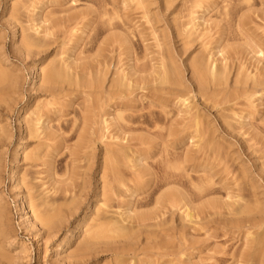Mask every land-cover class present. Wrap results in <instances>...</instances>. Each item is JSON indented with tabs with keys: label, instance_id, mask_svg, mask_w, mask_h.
Masks as SVG:
<instances>
[{
	"label": "rangeland",
	"instance_id": "obj_1",
	"mask_svg": "<svg viewBox=\"0 0 264 264\" xmlns=\"http://www.w3.org/2000/svg\"><path fill=\"white\" fill-rule=\"evenodd\" d=\"M7 1L8 6L20 2L21 5L28 7L14 15L13 11L17 6L5 9ZM246 1L240 0L231 6L237 11ZM140 2L0 0V67L7 69L9 75L12 74V78L15 79L13 93L9 96L4 94L9 85L7 81L4 82L3 92L0 93V264H123L126 260L124 264H257L254 261L258 260V264H264V250L254 254L256 257L253 261L251 259L249 261L250 256H247L258 246L256 237L258 238L260 233L264 234V208L247 206L245 212L242 211L245 204H242V209L239 208L244 201L237 199L245 192L244 195L249 194L251 190L249 187L255 185L253 192L264 201V130L262 131L264 122L263 119H259L260 116L258 120L254 119V126H259L257 129L250 126L249 121L243 125L242 120L234 113L231 114L234 119L231 115L228 119L220 116L229 115L232 106H235L233 110L238 108L244 111L253 110L246 97L241 96L240 90H238L240 94L236 96L239 103L234 101L229 104L227 97L231 93L230 85L234 83L236 71L240 68L236 69L237 65L241 66V61L245 62L242 63V67H246V72L247 69L251 70L250 73L252 70L259 71L264 76V58L260 62L256 58L252 59L256 55L246 51L248 46L244 42L242 44V41L234 42V49H231L226 35L229 30L231 36L237 32L234 25L229 27L231 22L228 23L226 20L228 18L224 14L226 2L223 0H147L145 4ZM215 2H218V5H213ZM251 3L254 6L250 13L253 17V23L249 25L252 28L250 33L264 38V0H251ZM203 8L205 9L202 12ZM242 12L248 15L250 11L242 10L239 14ZM13 18L15 23H11ZM38 22L41 25L39 29L36 25ZM191 23L196 26L193 27ZM29 26L31 28H28ZM33 27H37L38 32ZM47 27L49 31L46 30L44 33L43 28ZM187 30L189 34H186ZM14 31L16 40L13 36ZM32 33H35L33 35L35 41L41 39L40 43L43 41L41 43L43 45L37 46L40 44L38 41L37 47H31L26 54L23 51L26 38L23 36ZM38 34L41 36L45 34V37L38 38ZM17 40L18 45L15 43ZM215 48L222 52L225 50L226 53L221 54ZM230 51L234 52L232 61L235 73L221 80L212 78L208 71H203V74L202 67L205 64L199 66L198 60L201 59L202 62V58L205 57L207 64H213L217 71H221L223 55L226 56ZM198 55L203 57L200 56L199 59ZM97 60H102L106 64L104 83L102 81L97 83L103 67L96 65ZM168 61L170 64H167ZM63 62L66 63V70L69 68V74L74 73L77 76H71L72 83L64 79V75L56 78L53 84L46 82L43 76L44 71L49 68L48 65L57 64L63 71L64 66L61 67V64L64 65ZM165 64L168 69L169 65L172 66L168 71H173L175 76L169 74L171 78L169 75L163 77L162 74L167 73V71L162 73ZM123 73L127 74L125 80L129 82V86H121ZM161 77H166L164 83L161 82ZM114 79L119 80L118 86H114L115 82L111 84ZM239 88L242 89L240 85ZM110 98L115 108L118 102L121 105L123 102L135 105L123 113L125 119L117 121L118 124L132 127L129 133L121 135L125 136L123 143H126L127 138H132L130 155L132 156V151L135 150L143 155V159L138 161L140 168L136 169L137 172L143 173L145 170L150 172L147 179L153 178L154 175L163 176V169L167 168L170 170L168 172L175 171L176 175H183L181 178L186 183L183 191L191 190L189 193L193 196L191 208L197 207V211L201 213L205 205L211 203L213 206L204 208L200 215L204 229L188 224L185 235L182 236L181 212L176 206L166 208L161 218L151 221L152 226L135 227L130 235L119 234L111 237L110 235L114 234L108 233L109 236L104 238L103 235L100 236L99 228L92 227L91 219L97 208L95 190L97 180L100 178L97 162L100 164L102 160V142L94 140L97 143L93 148L98 156L95 159L96 163L90 168L93 159L88 157L89 155L85 156L83 151L88 149L90 152L89 149L92 148L80 147L82 135H85L82 131L81 118L84 111H87L88 115H95L92 130L100 132L101 103L105 111H108L110 108L106 104ZM228 105H231L230 108ZM24 106L26 107L22 114L25 127L23 129L17 116ZM226 107L230 111L226 110ZM242 110L235 113L241 114L244 112ZM30 113L31 115H28ZM36 117H41L43 122L40 120L37 124ZM127 117L133 119V123ZM29 118H32L30 120L33 122ZM236 118L239 124L235 121ZM225 120L232 121L230 124H234L231 125L235 126L236 130L231 129L229 133L225 128L228 121ZM29 123H32V127H29L31 126ZM169 127L179 134L175 138H184L180 145L165 142V137L161 139L154 136L161 128ZM196 127L200 129L202 135L188 139ZM211 127L219 129L214 139L210 134ZM146 129L150 130L151 134L145 131ZM114 134L117 135L116 127L110 128L105 136L110 138ZM22 137L26 138L27 143L22 162L18 165L16 186L13 187L7 178L8 170L12 167L11 150ZM169 139L172 140L173 137ZM246 139L247 141L251 139L248 141L249 144L254 142L258 149L257 153L249 156L250 159L247 155L250 153H246L247 151L241 147V142ZM227 145L231 147L230 151ZM255 147L252 146L253 150ZM218 149L220 150L217 151ZM165 151L188 154L189 161L183 165L175 161L167 162ZM256 156L259 158L257 164L253 159ZM243 160L247 162L252 172L242 173ZM175 164L179 166L178 170ZM196 165L204 166L196 170H204L202 172L210 175V181L190 183L189 177L204 175L194 173L193 167ZM125 173V178L129 180L134 172L126 168ZM163 186L155 197L175 188L178 191L181 189L174 183ZM67 188L70 189V193L73 191L72 196H75L74 193L82 194L81 197L77 196L81 203L79 208L69 206L66 209L67 205H64L62 206L64 214L51 224L43 226L40 221H36L34 211H38V203L49 200V204L39 205L43 209L42 214H50L48 211L53 212L51 209L57 206L51 203L54 205L52 206L50 200L52 202L54 199L55 201L60 199V202L59 200L55 202L60 205L63 196L66 195L63 191L67 192ZM118 188L121 199L115 196L116 200L110 202L114 205L109 209L111 210L109 216L113 212L117 215H122L121 212L126 214L124 213L126 207L122 204L128 201L126 196L128 192L125 191L126 186L118 185ZM246 188H249L248 192ZM238 190L244 193L241 195ZM228 191L235 198L228 197ZM69 195L68 191L67 198H70ZM119 200L121 203H117ZM155 209L154 205L143 206L135 210V215V212L132 214L136 216ZM115 215L111 217L116 218ZM104 229L106 227L102 230ZM67 233H73V236L66 246V251H57L61 239ZM241 253L244 260H240Z\"/></svg>",
	"mask_w": 264,
	"mask_h": 264
},
{
	"label": "bare ground",
	"instance_id": "obj_2",
	"mask_svg": "<svg viewBox=\"0 0 264 264\" xmlns=\"http://www.w3.org/2000/svg\"><path fill=\"white\" fill-rule=\"evenodd\" d=\"M137 1H138V3L140 2L139 0H137ZM142 1L143 0H141V2ZM146 1H143L144 4H145ZM223 1L226 2L225 9H224L225 10V13H224L225 14V17L226 18L228 17L226 20H227L228 23L231 22L229 24V27L231 25H234L236 27V31L235 32H237L236 34H234V35L231 36L230 35L231 31L229 30L228 33H227V35H226V40L229 43L231 49L232 50L234 49L233 48L234 42L242 41V44L244 42L248 46L246 48V51H248L251 54L254 53L256 55L252 59L256 58L258 62L262 61V59L264 58V38H262L260 35H257V34H251L250 32H252L251 31L252 28L249 27V25L251 23H253V20H252L253 17L250 14L252 12V9H253V6H254L253 3H251V0H247L246 3H245V5L242 4V7L240 5V7H241L240 9H238L239 6H238V8L236 7L238 9L236 11V10L233 9V7L231 5L233 3H235V2H237V1H240V0H223ZM8 3H9V1H7V3L5 4L6 5V8L5 9H10V8H14V7L17 6L16 7L17 9L15 11H13L14 15L15 14H18L21 11V9H23V8L26 9L28 7V6L25 7V5H21L20 2H18V3L15 2L14 4H11L12 6H8L7 5ZM213 5H218V2H215ZM144 8L146 9V6ZM234 8H235V5H234ZM204 9L205 8L202 9V12H203ZM242 10L243 11H250V12H249L248 15L245 14V13H243V12H242V14H239ZM144 14H145V12H144ZM146 15H148L147 12H146ZM14 18H13V20H12L11 23H15L16 22ZM197 18H199V17H197ZM44 20H45V18H44ZM191 24L193 25V23H191ZM36 25H37L38 29H39V27L41 28V25L39 24V22ZM195 26H196V24L193 25V27H195ZM37 27L36 28L33 27V28H35L37 30V32H38ZM28 28H31V27L29 26ZM48 28L49 27H47V29L46 28H43V29H45L44 30V33H46V30L49 31ZM188 30H187L188 33H186V34H189V31L191 30V28H190L189 31ZM39 32L42 33L40 30H39ZM34 34L32 33V35H30V34L28 35L27 34L25 37L23 36V38H26V44H25V47H24V50H23L24 53H26V54L29 53L31 47H33V46H35V47L40 46L41 47L43 45V44L41 45V43L43 41L40 43V40L41 39L38 40L39 42L38 41H35L36 39L34 38L35 36H33ZM48 34H46V35H48ZM44 35L45 34H42L43 37H45ZM13 36H14V40H16V31H14ZM40 36L41 35H39L38 38H40ZM37 42L40 43V44L37 45L38 44ZM15 43H16V45H18L19 40L15 41ZM19 49H20V46H19ZM211 50H213V49H211ZM220 50H221V47H220ZM217 51H219V49ZM217 51H216V53H217ZM219 52L221 54H225L226 53L225 50H223L224 53L222 51H219ZM212 55H213V53H212ZM214 55H216L215 52H214ZM198 56H199V59H200V56L201 55H198ZM202 57L203 56H201V58ZM224 57H225V60H224ZM204 59H206V58L203 57L202 58V60H203L202 62H201V59H200V61L198 60L197 61L198 62V65L199 66H203V64H205L202 67V69L204 68V70H202V72L203 71L204 72H207L208 71V75L210 73V76L212 78L216 79V80H221L222 78L224 79V77H229V75L230 74L232 75V73L234 72V64H233V61H232L234 59V52H232V51L227 52L226 56L223 55V58H222L223 61L222 62L224 63V61H226V63H224L225 65H223V63H222V65H221V71H217L216 70L217 67L214 68L215 66L213 67V64L212 65L209 64V63L207 64V61H206L207 59L206 60H204ZM205 61H206V63H204ZM213 62L214 61H212V63ZM242 63L244 64L245 62H242L241 61V66H239V64H238L237 67H236V69H238L239 67L241 68L242 67ZM65 64L66 63H64V65L61 64V67L64 66L63 67V71L58 68L59 66L57 64H54V66H51L49 64L48 65L49 68H47V69H46V67H44V70L46 69L44 71V76H43L44 79H45V81L48 82V83H52L53 84V82H56V78H59V76L61 77V75H64L63 78L64 79L66 78L69 83H72V78L73 77H71V76L72 75L74 77H77V76L74 73L73 74H71V73L69 74L70 70H69V68H68L69 71L66 70ZM167 64H170L169 61L167 62ZM167 64H165L163 66V70L164 71H162V73H165L167 71V73L165 75L162 74L163 77L164 76L168 77L167 75H169V74L175 76L174 75L175 73L173 71H168V70H171L172 66L169 65L170 68L168 69L166 67ZM257 64H259V63H257ZM96 65H99V66L101 65V67L103 65V67L101 68V74H100V77L102 79L101 78H99V80L97 79V83H98V81H99V83H100V81H102L104 83L105 76H106V69H105L106 68V64H105V62L103 63L102 60H97ZM207 65H210V66H207ZM99 66H97V68ZM245 66H247V65H245ZM164 67H165V69H164ZM64 68H65L66 71H64ZM243 68L244 67H242V69H240V70L238 69V71H236L237 73H236V76L234 78V83L232 85H230L231 93L228 94L227 102H230L229 104H231L234 101L238 102L237 99H236V96H238L241 93V96H245L246 97L247 102H249V105L253 108V110L252 111H249V110H247V111L245 110L244 111V110H242V108H240L244 112H242L241 114H236L235 111L238 110V111L241 112V110L239 108L236 109V110H233V108L235 106L234 107L232 106V108H230L231 105L230 106L228 105L229 108L232 109L233 112L232 111L229 112L230 114L229 115L227 114V116L224 115L226 117H224L222 115H220V116L223 117V119H225V118L228 119V118H230L232 116L231 114L234 113V115H237V118H239V119L242 120V122L240 120L239 121L241 123H243V125L247 124L246 121H249L248 124L250 126H252L253 128H257L258 129L259 126L255 127L256 125L254 126L253 120L254 119L258 120V116H260L261 118H259V119L260 120L263 119V122H264V99H263L264 98V76L261 73H259V71L258 72H254L252 70V73H250L251 70L249 71V69H247L248 72H249L248 73V72H246V67L244 69ZM248 68H250V67H248ZM91 69L93 70V68H91ZM85 70H87V69H85ZM218 70H220V67H218ZM86 72H88V71H86ZM204 72H203V74H204ZM257 73H259V75L261 74L263 77L261 78V75H260V78H259V75H257ZM96 74H98V73H96ZM170 75H169V78H171ZM114 76L115 77L116 76L117 77H120L118 75H114ZM12 77H13L12 74L9 75L7 69H2L0 67V93L3 92L2 90L4 88H2V87H3L5 81H7L9 85L7 87V91L4 94H6L7 96H9L11 93L14 92L13 91V86H14L15 79L12 78ZM163 77H161L162 78L161 79V82L164 83V79L166 80V77L165 78H163ZM125 78L127 79V74H124L123 73V77L120 80L121 81V86L128 85L129 82L126 81ZM123 80L126 81V82H124ZM118 81H116L114 79V80H112L111 84H113L115 82L114 86H118V84H117ZM92 82H94V81H92ZM125 83H127V84H125ZM239 85L242 87V89L239 88ZM100 86H102V85L100 84ZM238 90H240L241 92L239 93ZM110 94H112V92H110ZM257 95H260V96H257ZM111 99L112 98H110L109 103L106 104V106H108L110 108L108 111L107 110L105 111V107L101 103L102 110L100 112V120H101V125H102L101 127L102 128H101L100 132H98V131L95 132L96 130H94V129L92 130V127H93V125L95 123V115H88L87 114V111H84L83 112L84 114L82 115V118H81L82 131L85 133V135L84 134L82 135L83 136L82 137V144H81L80 147L86 146V147H91L92 148V150L89 149L90 152L88 151V149L86 150L89 154L86 151H83L84 149L82 150L83 153L85 154V156L89 155L88 157H92V159H93V162L90 164V168H92L94 166V164L96 163L95 159L98 156V155L96 156V153L94 152L95 148H93V146L95 145V143H97L94 140L96 139V140H99L100 142H102V145H101V152H102L101 153V156H102V160H101V163L100 164L97 162V167H99V172L98 173L100 175L99 176L100 178H98L99 180H97L96 190H95V197L97 199L96 202H95V205H97V208L95 210V214H94L93 218L91 219L92 220L91 222L93 223L92 224V227L99 228L100 231L102 232V233L99 232L100 233V236L103 235L104 238H107L106 236L108 235V233H113L114 234V235H110L111 237H114V236L119 235V234H122L124 236L125 235H130L131 232H133V229L135 227H137V228H143V227L144 228H147V227L152 226L151 221L152 220H155V219L157 220L161 216V214H164V211L166 210V208H169V206H172V207L173 206H176L179 209L178 211L181 212L180 214H181V221H182V225H181V235L182 236L185 235V232H186L185 229H186V226H188V224H192V225H195V226H200V228L204 229V225L201 224L200 215H201L202 212H204V208L208 209V208H210V206H212V204L210 203L208 205H205L204 208L202 209V212L201 213L197 211V209H196L197 207L194 208V209H193V207L191 208V204L193 202V196H192V193H189V192H191V190L189 192H184L183 191V189L186 187V183H185V181H183L184 179H182L184 177L183 175H176L175 174L176 173L175 171H172L173 173L172 172H168L170 170H167L168 169L167 167H164V168H167V169H163L164 170V175L163 176L162 175H154V172H152V174L154 175V177L151 178V179L150 178L149 179L146 178L149 175L150 172L148 173L146 170L143 173L137 172L138 170H136V169L137 168L138 169L140 168V167H138L139 166V162L138 161H140V160L143 159L142 158L143 155H141L138 152H136V150L134 152L132 151V153H133L132 156L130 155V153H131L130 152V150H131L130 141L132 140V138H130V139L127 138L126 139V143H123L122 141L125 140V136H121V135L122 134L129 133V131L132 130V127L118 124V121H117L119 119H125V116H124L123 113L125 111H127V110L132 109L135 105L134 104H128L127 102H123V104L121 105V103L118 102V103H116L117 107L115 108V107H113V104H111V102H112ZM186 99H185V102H186ZM256 103H258V104H256ZM260 106H262V107H260ZM25 107L26 106L23 107V110H21L18 113V116H17V120H18V122L22 123L21 127L23 129L25 127H24V122H23L24 121V117H23L22 114L24 113V108ZM230 109L227 108L226 110H229L230 111ZM164 110H165V108H164ZM33 114H35V113H32V115ZM222 114H224V113H222ZM28 115H31V113L28 114ZM36 116H38V114ZM30 117L35 118L33 116H30ZM232 117H233V119L235 118L234 116H232ZM32 118H29V120L32 119ZM237 118L235 119L236 122H238L237 121ZM27 119H28V117H27ZM41 119H42L41 117H36V119H35L36 120V123L38 124ZM127 119H128V117H127ZM198 119H197V121H199V124H200V119L199 120ZM128 120L133 123V119L129 118ZM30 121L33 122V120H30ZM41 121L43 122V120H41ZM226 121H228V120H225V122ZM228 122H227V125H225V128L229 131V133H230L231 129L236 130V128H234L235 126L234 127L232 126L234 124H232V123H231L232 125L230 124V122H232V121H230L229 123ZM263 122H262V124H263ZM31 124L29 123V125H31ZM238 124H239V122H238ZM196 126H197V124H196ZM29 127H32V125L29 126ZM77 127L78 126H76V128ZM112 127H116L117 128V135L114 134L112 137L108 138V137L105 136V134H106V132H109V129L112 128ZM261 127H262V125H261ZM240 128L242 129V127H240ZM164 130L166 131L165 133H164ZM210 130H211L210 134H211V136L214 139L215 133L216 132H219V129L218 128L217 129L216 128L213 129L211 127ZM263 130H264V128L262 129V131ZM33 131H32V133H33ZM145 131H148V132H150L149 134H151V131L150 130L146 129ZM86 133H87V135H86ZM178 135L179 134H177V132L175 130L171 129V127L165 128V129L164 128H161L160 132H158V133L155 132L154 133V136H156V138H158L157 136H159L161 139H165L166 138L165 142L168 143L170 141L171 143H175L176 145H180L183 142L184 138H175ZM199 135H202V132L200 131L199 128L196 127L194 129V132H191V134L188 136V139L189 138L190 139H194V138L200 137ZM241 136H243V133L241 134ZM170 137H173L174 140L173 139L172 140L169 139ZM208 138H210V136ZM222 138H223V136H222ZM104 139H108V140H111V141H109V142L106 141L105 142ZM115 139H119V141H114ZM138 140H140V138H138ZM249 140H251V139H248V141ZM219 141H217V142L218 143H221ZM248 141H247V139H246V141H242L241 142V147L245 151H247L246 153H250V154H247L248 155V158H249V156L254 155L255 152L257 153L256 150H258V149L255 147L254 142L249 144L250 141L249 142ZM26 143H27L26 142V138L25 137H22L15 144V146L11 150V164H12V167L8 170L7 178H8L9 183L13 187L16 186V182H17V178H18V171H19L18 170V165L22 162L23 153H24V149L26 147ZM214 143H216V142H214ZM251 145L252 146L254 145V147L256 149L253 150L254 148H252ZM227 146H228V150L230 151V148L231 147L229 145H227ZM231 146H232V143H231ZM218 148H219V146H218ZM219 150L220 149H218L217 151H219ZM165 152H166L165 161H167V162L175 161V162H179V164L183 165L184 163H187L189 161L188 154L181 155L179 153L176 154L173 151H171V152L165 151ZM253 159L255 160V162L257 164V161H259V158L256 156V157H253ZM176 165L177 164H175V166ZM247 165H248L247 162L245 160H243L242 161V164H241V171H242L243 174H248V173L252 172L251 171V168L248 167ZM178 167L176 166V170H178ZM198 167H201L202 168L204 166L203 165H199V166L196 165V166H194L193 167L194 173H196V174L202 173L204 175L198 176V177L196 176V177H193V178L192 177H189L191 179L190 180V183H192L191 181H195V182H197V181L198 182H202L204 180L205 181H207V180L210 181V175L209 174H206L205 172H202L204 170H199V169L196 170ZM259 167H260V165H259ZM126 168H128V169L130 168L134 172L132 174V178L129 179V180L126 179L125 176H124V175H126V173H125V169ZM169 168H170V166H169ZM174 169H175V167H174ZM252 181L254 183H256L255 180H252ZM128 182H130V183H128ZM169 183H174L176 185H179L181 187L180 191H178L175 188L173 191L165 192L162 195H160V196L158 195V196L155 197V195L158 194L157 192L159 191V189L161 190V187L164 184H169ZM118 185H120V186L121 185L126 186V190L125 191L128 192V194L126 195L128 201H126L124 204H122L123 206L125 205V207H126V210L124 211V213H126L125 214L126 216L123 214V212H121L122 215L121 214L120 215H117L116 213L113 212L109 216L108 213L111 212V210L109 211V209H112L111 207H113V205H114V204L111 205L110 202L116 200L115 199V196H117V198L120 196V193L118 192V189H119L118 188ZM82 186L83 187L85 186V182L82 183ZM249 188L251 190H249V194L247 193V195H244V194H246L245 189H244V192H245L244 193V192H241L243 190H241L239 188L241 191L238 190V192L240 191L241 195L244 193L243 196L240 197V195H239L240 198L239 197L237 198L238 200L239 199H242L244 201L243 203L240 204L239 208L241 207L240 209H242V204H245V205H243V210H242V211H245V212L247 210V206H250V207L252 206V207H255L256 209L258 207L260 209L264 208V201H262L260 199V197L258 196V194L256 192H253V190L255 189V185H252ZM248 189L246 190L247 192H248ZM66 190H67V192L66 191H63V192H64V194L67 195V193L69 191L70 198H67L66 195L63 196L64 199L62 198L63 200H62V202H61L60 205H58V203H55L58 200L60 202L61 201L60 199H57L56 201L54 199V201H52V202L50 200V204L51 203H53L54 205L57 204V206L56 205L54 206L53 204H51L54 207H53V209H51V210H53V212H51V211L49 212L48 211V213H50V214H46V213L45 214H42L43 212H41L43 210L41 208V206L45 205V203L49 204L48 203L49 200H48V202L47 201L46 202L43 201L41 204L38 203V211H34V219L36 221H40L41 225L44 226L45 224H51V222L55 221L60 215L64 214L63 213L64 212V209H62V206L67 205L66 209H68L69 206L70 207L71 206H74L76 208H79V206H80L81 203H79V201L77 200V196L78 197H81L82 194L74 193L75 196H72L71 193L73 191H71V193H70V189L67 188ZM187 190H189V189H187ZM206 190H207V188L205 189V191ZM143 195H145V196L144 197H141ZM227 196L228 197L230 196L231 199L235 198V197H233V195H231L229 193V191H228V195ZM199 197H200V195H199ZM119 199H121V197H119ZM123 201H125V200H122V202ZM239 201H241V200H239ZM118 202L121 203L120 200L117 201V203ZM238 204L239 203L237 202V205H236L237 207H238ZM35 205H36V203H35ZM148 205L149 206H153L154 205V207H156V209L154 211H152V212L148 211L149 213H140V214L134 216L136 214V212H135L136 209H139L140 207L148 206ZM39 208H41V209L39 210ZM237 210H238V208H237ZM238 211L240 212V210H238ZM259 211L262 212L261 210H259ZM133 212H135L134 215L132 214ZM235 212H236V210H235ZM113 214L114 215L116 214L115 216H117V217L116 218L115 217L114 218L111 217ZM129 214H131V216ZM199 219H200V221H199ZM127 220L129 221L130 224L132 223V225H130ZM125 221H127V223ZM124 222L126 223L125 225L123 224ZM127 224H129V225H127ZM195 226H194V228H196ZM104 227H106V229L102 230ZM99 229H97V230L99 231ZM94 233H95V231H94ZM259 235H261V233ZM259 235H258V238L256 237V239L258 240V241L256 240V242L258 244V246L256 247V250L254 252H252L251 255H249V254L247 255V256H250V258L248 257V260L249 261H250V259L252 261H253V259L255 260V257L256 256L254 257V254L261 253L264 250V234L261 235V236H259ZM72 236H73V233H67V234H65L63 236V238L61 239L60 243H59V246L57 248V251L65 252L66 251V246H67L69 240L72 239ZM96 237H98V236H96ZM249 241H250V238H249ZM239 257H240V260H244L245 259L243 253H241ZM259 259H260V257H259ZM124 262H127V260L124 261ZM124 262H123V264H124ZM254 262L258 264L259 260H258V262L257 261H254ZM118 264H121V263H118Z\"/></svg>",
	"mask_w": 264,
	"mask_h": 264
}]
</instances>
